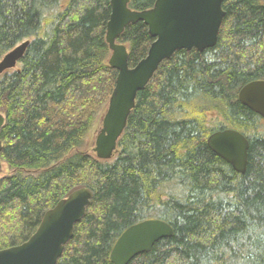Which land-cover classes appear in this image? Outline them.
Returning <instances> with one entry per match:
<instances>
[{
	"label": "trees",
	"instance_id": "1",
	"mask_svg": "<svg viewBox=\"0 0 264 264\" xmlns=\"http://www.w3.org/2000/svg\"><path fill=\"white\" fill-rule=\"evenodd\" d=\"M223 8L217 44L162 62L103 160L85 144L118 74L106 40L111 0H0V60L30 40L0 76V250L28 240L46 211L87 187L90 205L57 264H114L118 237L148 218L174 235L128 264H264V118L238 97L264 79V0ZM153 41L143 21L118 36L130 67ZM224 128L250 142L243 174L207 143Z\"/></svg>",
	"mask_w": 264,
	"mask_h": 264
},
{
	"label": "water",
	"instance_id": "2",
	"mask_svg": "<svg viewBox=\"0 0 264 264\" xmlns=\"http://www.w3.org/2000/svg\"><path fill=\"white\" fill-rule=\"evenodd\" d=\"M224 0H156L150 9H131L130 0H111V15L106 28V40L111 50L109 64L118 70L115 87L108 101L103 125L93 151L100 159L110 160L117 151L129 115L135 107L138 93L153 78L163 61L176 51L213 48L218 41L225 17ZM143 21L154 38L148 54L134 67L129 65V50L118 42V36L129 24ZM30 40L10 50L0 60V76L16 69ZM239 100L264 118V79L245 84ZM5 117L0 114V130ZM209 147L237 172L245 173L250 142L239 130L219 129L212 133ZM2 141L0 140V154ZM3 163L0 158V174ZM93 193L87 187L74 190L46 211L37 230L22 244L0 250V264H57L66 244L74 235L75 224L90 205ZM174 235L173 227L163 219L148 218L129 226L116 240L111 260L128 264L135 256L152 251L156 242Z\"/></svg>",
	"mask_w": 264,
	"mask_h": 264
},
{
	"label": "rangeland",
	"instance_id": "3",
	"mask_svg": "<svg viewBox=\"0 0 264 264\" xmlns=\"http://www.w3.org/2000/svg\"><path fill=\"white\" fill-rule=\"evenodd\" d=\"M106 108H107V105L105 106L103 111L101 113H99V115L97 116L92 130L90 131V133L87 136L85 145H86V149H88L91 152H94L93 148L95 146L97 135H98V133L101 130L102 125H103V117L105 115Z\"/></svg>",
	"mask_w": 264,
	"mask_h": 264
},
{
	"label": "bare ground",
	"instance_id": "4",
	"mask_svg": "<svg viewBox=\"0 0 264 264\" xmlns=\"http://www.w3.org/2000/svg\"><path fill=\"white\" fill-rule=\"evenodd\" d=\"M145 58V57H144ZM133 111V110H132ZM130 116V115H129ZM86 214V213H85Z\"/></svg>",
	"mask_w": 264,
	"mask_h": 264
}]
</instances>
